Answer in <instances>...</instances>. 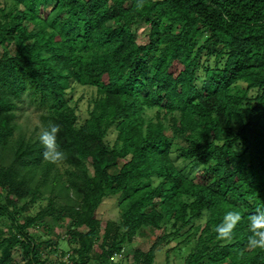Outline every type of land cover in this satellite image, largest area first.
<instances>
[{
  "label": "trees",
  "instance_id": "trees-1",
  "mask_svg": "<svg viewBox=\"0 0 264 264\" xmlns=\"http://www.w3.org/2000/svg\"><path fill=\"white\" fill-rule=\"evenodd\" d=\"M23 103L61 159L19 129ZM260 212L264 0H0V264H264ZM143 229L149 249L114 261Z\"/></svg>",
  "mask_w": 264,
  "mask_h": 264
},
{
  "label": "rangeland",
  "instance_id": "rangeland-1",
  "mask_svg": "<svg viewBox=\"0 0 264 264\" xmlns=\"http://www.w3.org/2000/svg\"><path fill=\"white\" fill-rule=\"evenodd\" d=\"M51 5H47V9H50ZM134 31L137 34V37L142 38L148 33V26L144 22L143 19H138L136 21V24L134 25ZM81 93H84V89H78L77 92H75V98L78 99ZM80 106L82 110H85L87 99H80ZM40 112L36 109V106L28 103H23L20 105L19 109L17 110V118L16 122L19 125V129L23 131L27 136L37 137L39 133L41 132V127L39 125V119L38 114ZM152 112H150L151 114ZM87 116V115H86ZM64 168L60 167V172H62ZM117 200L118 197H107L103 200L100 207L97 209V217L101 220L102 226H104L106 220L111 219L115 220L118 217V208H117ZM48 221L51 219L47 218ZM56 232H62L61 229H55ZM159 232V231H158ZM158 232L152 233L149 229H143L140 233L135 234V236L132 238V242L125 246L123 249V252L120 254H117L113 256L114 261H118L122 258H127V262H132V256L135 253L136 250H140L142 252H146L151 244L153 243L156 234ZM61 234V233H60ZM18 255H16L17 259L23 260V257L20 255V251L17 250ZM186 254V250H174L170 251L169 253V260H166V257L164 255V252L161 251L158 253L157 257L155 258V261L153 264H183V257ZM48 263L51 264V262L55 261V256L52 255L48 259Z\"/></svg>",
  "mask_w": 264,
  "mask_h": 264
},
{
  "label": "clouds",
  "instance_id": "clouds-1",
  "mask_svg": "<svg viewBox=\"0 0 264 264\" xmlns=\"http://www.w3.org/2000/svg\"><path fill=\"white\" fill-rule=\"evenodd\" d=\"M58 131V127L53 126L51 132L44 130L39 135V142L46 149L44 151V156L45 158H51L52 162H55L63 157L62 152H55L54 154H51L49 151L53 149L57 143L56 136L54 134ZM227 215L232 217L233 223L226 225L225 227L234 230L235 225L239 223L241 216L238 212L233 211H229ZM214 230L218 234L217 238H222L219 235L221 230L220 226H216ZM249 231L251 233L249 236V245L252 248L264 249V212H260L259 214H254L251 216Z\"/></svg>",
  "mask_w": 264,
  "mask_h": 264
}]
</instances>
